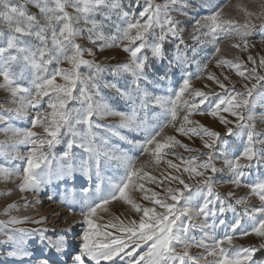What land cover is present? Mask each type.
<instances>
[{
	"label": "snow or ice",
	"instance_id": "obj_1",
	"mask_svg": "<svg viewBox=\"0 0 264 264\" xmlns=\"http://www.w3.org/2000/svg\"><path fill=\"white\" fill-rule=\"evenodd\" d=\"M30 7L35 11H30ZM238 7L244 14L243 21L225 17L222 9L200 19L193 18L191 38L195 44L216 45L215 53L218 54L221 40L235 37L238 42L232 47L244 52L254 47L249 45L247 38L253 31L264 32V22L259 25L253 22V18L264 21V11L256 14L243 6ZM261 7L264 9V5ZM191 8V0H163V3L156 0H128L127 7L124 0H0V24L7 29L6 32L0 30V41L4 44L0 47V88L8 90L11 102L17 105L11 110L16 119L26 116L29 109L35 111L31 128L27 129L13 127L8 122L12 117L0 115V124L3 125L0 132L12 133L18 138L6 147L0 145V157L10 162L16 157L7 148L15 150L21 144L32 145L19 190H39L46 178H51L50 168L46 172L35 171L40 167L37 153L45 147L52 149L61 143H65L66 147L59 158L60 175L71 177L76 171L88 175L93 168L99 175L101 157L106 161L118 162L125 168L121 182L112 185L108 195L102 196L99 202L88 204L87 210L82 211V225L87 227L82 233L80 251L70 261L65 260L64 264H101V261L109 264H257L255 254L264 250V243L258 247L233 246L236 235L243 237L254 234L264 241V179L245 183L253 164L264 163V139L261 138L264 133L255 130L252 114L253 93L257 85L249 88L244 83V91H237L234 83L224 82L230 79L226 74L221 80L209 73L207 79L223 90V94L192 88V74L187 72L188 66L191 63L197 65L196 78L199 79L200 73L207 70L208 63L195 59L199 52L197 47L191 48L192 59L187 55L188 45L183 38L186 29L182 27L184 21L179 17H189ZM82 39L101 52L105 48L119 47L128 53L127 63L117 64L110 70L114 74H130V83L123 88L107 82L102 84V73L106 69L95 60L93 48L78 43ZM167 44L173 45L174 52H170ZM86 55L92 59H86ZM165 60L168 61L169 70L178 68L183 73L180 86L170 96L153 95L145 87L154 83L149 78L148 69L153 62ZM247 61L254 65L251 70L238 57L232 60L217 58L216 65L234 69L244 81L250 78L257 83L264 81V75L257 73V67L264 68V56L253 57L249 54ZM65 64L68 67H62ZM17 66L19 71L14 70ZM82 67L89 71L85 74L81 71ZM22 80L28 81L29 86L20 83ZM102 88L115 89L120 98L134 105L139 101V104L133 107L131 114L118 111L105 100ZM185 94L191 99L183 102V115L178 116L180 106L176 101ZM213 95L216 96L215 101L210 99ZM44 103L48 112L40 110ZM206 103L207 107H202ZM150 106L161 110L153 115L155 124H150L147 117L138 116V109L147 110ZM222 113H227L234 120ZM194 114L208 115L218 120L224 126L227 137H244L238 153L223 156L222 168L216 167L219 146L223 145L227 151L221 132L192 119ZM109 117H118L119 123H100L101 119ZM169 125L189 139L198 138L207 151L187 158L177 157L181 161L179 165L163 159L169 155L166 149L182 147L187 152L198 151L182 144L174 136L162 135ZM37 127L42 132L33 130ZM102 128H108L112 135L139 147L142 153L154 158L155 165L163 162L175 171L176 174H168L159 181L161 193L151 191L149 195L150 190L145 189L143 184L139 185V190L146 193L143 198L164 211L142 207L126 194L134 177L138 180L147 178L153 183L157 182V178L148 171L137 169L135 161L126 153L111 149L108 140L100 134ZM118 129L142 131L145 138L142 143L128 140L120 135ZM74 147L82 150L80 156L73 152ZM171 154L175 155L174 152ZM225 169L230 174L229 183L237 188H249V194L258 198L259 206L247 207V197H237L233 204L229 199L235 196L234 192L221 196L215 191L214 177ZM15 172L6 163H0V179L7 181ZM165 181L168 182L167 187H164ZM188 181H195L194 192L193 185ZM172 183L178 186L172 187ZM132 186L133 189L137 187L135 184ZM83 191L87 194L89 189ZM194 197H202L201 202L194 204ZM117 199L125 200L142 215L138 222L130 220L127 224L117 218L118 222L111 227L125 233L126 237L116 236L107 243L97 244L93 240V230H98L99 226L93 218L98 209L107 211L106 205L110 200ZM235 205L245 207L242 212H237ZM17 207L15 203L8 205L5 215ZM226 210L234 214L230 223L220 218ZM27 222L43 224L44 219L10 217L8 221H0V236L6 237L0 240V244L11 245L8 257L21 260L29 257L25 244L35 235H39L41 242L56 253L67 255L70 245L66 234L53 240L47 235V228L29 230L14 227ZM217 224L227 228L219 239L210 237L207 231ZM196 229L202 233L199 239L192 234ZM67 232H71V228ZM105 235L111 237V233L106 232ZM225 243L232 246L231 249L224 247ZM193 247L204 251L200 255H193L190 251ZM41 264H49V261L42 260ZM259 264H264V260H260Z\"/></svg>",
	"mask_w": 264,
	"mask_h": 264
},
{
	"label": "rangeland",
	"instance_id": "obj_2",
	"mask_svg": "<svg viewBox=\"0 0 264 264\" xmlns=\"http://www.w3.org/2000/svg\"><path fill=\"white\" fill-rule=\"evenodd\" d=\"M157 3H163V0H156ZM125 6L127 7L128 0H124ZM192 8L189 10V17H179L184 21L182 27L186 29L183 33V38L185 43L188 45L187 55L189 59H192V47H197L199 52L195 57L196 60L201 61V63L207 62L208 68L205 72L200 73V78L197 79V65L191 63L187 72L192 74V79L190 80L193 89L202 90L205 92L220 93L223 94L218 86L214 82L207 79L209 73L216 75L218 78L223 80V76L226 74L230 79L224 81L226 84H235L237 91H244L242 85L247 83L250 88L253 84H256V89L253 93L255 99L257 98L258 89L263 85L264 81L257 83L254 78H250L248 81H244L239 77L234 69L217 67V58H227L236 59L239 58L240 61L244 62L246 67L251 70L254 67L251 63L247 61V57L251 54L253 57L264 56V32L259 30L253 31L255 33L254 37L247 38L249 45H254V47H249L248 51H240L232 45L237 43L235 37H230L221 40L219 47L221 49L220 53H215L216 45L211 43H205L201 45H196L191 38L192 23L194 19H200L201 17L211 15L214 11L222 9L223 15L228 18H234L243 21L244 14L240 10L243 6L247 10L259 14L264 5V0H191ZM139 9H137L138 11ZM30 11H35L30 7ZM71 11V9H69ZM253 22L259 25L264 22L261 20H256L253 18ZM0 30L7 31L6 27L0 24ZM251 33V35H252ZM263 37V39H262ZM259 40V41H257ZM82 46L86 48H93L95 51V60L105 67V72L102 73L101 83L104 82L116 84L118 87H124L126 84L130 83V74H114L110 69L115 67L117 64L127 63L129 60V54L124 52L121 48H105L102 52L97 50L92 44H90L86 39L79 40ZM4 44L0 41V47ZM166 47L170 52H174V47L172 44H167ZM86 59H92V57L85 56ZM62 67H68V65H62ZM14 70L19 71L17 66ZM81 71L85 74L89 71L87 68L82 67ZM257 73L259 75H264V68L257 67ZM148 74L150 80L154 83L147 84L148 91L153 95H163L170 96L173 92L177 91L180 84V78L183 75L180 69L173 68L169 70L168 61L163 62H153L148 69ZM167 74V78H165ZM158 81V83H156ZM2 82V78H0ZM24 86H29L28 81H20ZM101 93L105 100L111 104V106L122 112L131 114L133 107L139 104V101L134 105L131 101L120 98L115 89L112 88H102ZM174 98V97H173ZM10 92L6 89L0 88V115L10 116L8 122L13 127H18L21 129L31 128V119L35 115V111L29 109L27 115L16 119L15 113L11 110L17 107L16 104L11 102ZM47 99V98H45ZM191 97L187 94L183 95L180 100L176 101L177 105L180 106L178 111V116L183 115L182 105L184 101L190 100ZM210 99L215 101L216 96H210ZM254 103V102H253ZM202 107H207V103ZM42 112H48L47 104L44 103L40 109ZM161 110L157 107L150 106L147 110L138 109V116L143 118L147 117L150 124H155L153 115L159 113ZM261 112L262 115H258ZM227 116L228 119L234 120L233 117L228 116L227 113H222ZM252 114L254 116L255 130L258 133H264V104H254L252 108ZM192 119L200 121V123L205 124L217 131L221 132L224 141L227 144V151L225 152L224 146L221 145L218 148L216 167H223V156L232 155L238 153L243 146L244 137L241 136H231L227 137L224 135V126L220 125L218 120L208 115H198L194 114ZM100 123L104 125H117L119 123L118 117L103 118ZM0 126H3L0 124ZM177 126H179L177 124ZM34 131L42 132L40 128L33 129ZM100 134L103 135L108 140V145L111 149H115L118 152L126 153L127 156L131 157L135 161V167L137 169H142V171H148L151 176L157 178V182L153 183L147 178L144 180H138L136 177L133 178L132 182L129 184V188L126 190V194L138 205L142 207H155L157 212L164 211L159 208V206L154 205L151 201L145 200L143 197L146 194L139 190V185L143 184V187L150 190L147 194L150 195L151 191H156L157 193L162 192V188L159 185V181L164 179V176L168 174H176L174 170L170 169L165 163H161L159 166L155 165L154 158L150 157L147 153H142L139 147L134 146V144H129L127 140H121L120 136H115L111 134L108 128H102L99 130ZM120 135L127 137L128 140H133L135 142L142 143L145 138L144 132H137L130 129H118ZM162 135L174 136L182 144L188 145L189 148L197 149L196 152H187L182 147H175L174 149L168 150L169 155L164 157L165 160H172L173 163L181 164L180 159L177 157H189L199 155L200 152H206L207 150L203 148L201 141L198 138L189 139L176 132L171 125L164 129ZM264 139V135L261 136ZM17 137H14L12 133L0 132V145L7 146L12 144ZM66 144H57L54 148L48 149L47 147L39 150L37 155L39 157L38 163L39 168H36V172L47 171L49 168L52 170L51 178H46V182L43 183L39 190L36 191H24L19 190V184L21 183L23 169L27 166V157L31 154L32 145L21 144L16 147L15 150L7 148V151L11 152L16 159L7 161L4 157H0V163H6L7 166L12 167L16 172L7 180L0 179V221H8L10 217L24 218L29 217L31 219L39 220L44 219L43 224H35L31 222L23 223L20 225H15L17 228H25L29 230L47 228L49 231L47 235L55 240L59 236H67V241L70 247L67 250V255H60L47 246L46 243H42L39 235H35L26 241V250L30 253L29 257L23 260L18 258H11L7 256V252L10 250L11 245L0 244V264H41L42 260L47 259L49 264H64L65 260L70 261L71 258L79 253L80 244L82 243V233L87 227L82 225L83 216L82 211L87 210L88 204L99 202L102 196L108 195L112 190V185L120 183L125 176V168L115 161H106L101 157V166L99 175H97L95 168L92 169L91 173L85 175L81 171H76L71 177L67 175L59 174L60 160L63 151L65 150ZM73 152L80 156L82 150L78 147H74ZM175 153L172 155L171 153ZM42 153V155H41ZM46 157V159H44ZM142 166H144L142 168ZM250 175L245 177V183L264 179V163L253 164V167L249 170ZM187 177V173L184 174ZM230 174L225 169L224 171L216 173L214 177V189L221 196H227L228 192H234L235 196L229 199V202H235L237 197H247L249 203L247 207L259 206L260 202L257 197L250 195V189L244 186L237 188L236 186L229 183ZM193 185V192L195 191V181H188ZM133 184L137 185L133 189ZM168 186V182L165 181L164 187ZM172 187H177L175 183L171 184ZM89 189L87 194L83 191L84 189ZM10 192V195H5V193ZM187 195V193H186ZM202 197H194L193 203H200ZM15 203L18 207L12 210L7 215H5V209L8 205ZM27 203V207L25 204ZM183 201H181V204ZM237 212H242L245 205H235ZM107 211L97 210L96 217L93 218L94 223L99 226V229L93 230V240L97 244L107 243L111 238L116 236L126 237L125 233L117 231L112 228L111 225L117 223V218L123 220L127 224L130 220L140 219L142 213H137L131 204L127 203L125 200L117 199L110 200L109 204L106 205ZM233 212L231 210H226L224 215L220 218L224 219L226 222H231L233 220ZM71 228V232L67 230ZM210 237H215L217 239L224 236L227 228L225 226L217 224L213 228L207 229ZM111 233V237L106 236L105 233ZM197 239L202 236L199 229L194 230L192 233ZM6 239L4 236H0V240ZM211 243V240L208 241ZM264 241L256 237L254 234L248 236L236 235L233 239V246H259ZM226 248L231 249L232 246L225 243L223 245ZM193 255H200L204 250L193 247L191 250ZM209 260L212 257H208ZM254 259L259 264L260 260H264V257ZM101 264H109V262L101 261Z\"/></svg>",
	"mask_w": 264,
	"mask_h": 264
},
{
	"label": "crops",
	"instance_id": "obj_3",
	"mask_svg": "<svg viewBox=\"0 0 264 264\" xmlns=\"http://www.w3.org/2000/svg\"><path fill=\"white\" fill-rule=\"evenodd\" d=\"M263 39V37H262ZM259 41V40H257ZM258 94H257V98L254 100V104H264V83L262 86H260V88L258 89ZM258 115H262L261 112H258Z\"/></svg>",
	"mask_w": 264,
	"mask_h": 264
},
{
	"label": "trees",
	"instance_id": "obj_4",
	"mask_svg": "<svg viewBox=\"0 0 264 264\" xmlns=\"http://www.w3.org/2000/svg\"><path fill=\"white\" fill-rule=\"evenodd\" d=\"M254 35H255V33H252V35H250L248 38H252V37H254ZM255 257H256V258L264 257V250H261V251L257 252V253L255 254Z\"/></svg>",
	"mask_w": 264,
	"mask_h": 264
}]
</instances>
